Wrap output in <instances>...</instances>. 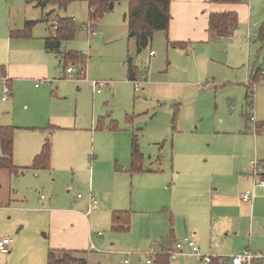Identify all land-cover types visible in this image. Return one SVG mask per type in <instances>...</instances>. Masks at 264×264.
<instances>
[{
  "label": "rangeland",
  "instance_id": "374dc122",
  "mask_svg": "<svg viewBox=\"0 0 264 264\" xmlns=\"http://www.w3.org/2000/svg\"><path fill=\"white\" fill-rule=\"evenodd\" d=\"M234 6L239 15L235 36L212 41L203 53L194 51L195 47L168 45L164 31L156 32L150 44L140 49L129 38L124 20L127 1L117 3L99 20L94 29L102 34H93L85 28L90 21L89 0H71L66 8L47 10L49 16L43 17L42 9L28 0H0V54L6 51L4 38L10 37L11 30L29 28L28 35L11 37L15 41L45 43L44 37L55 34L52 21L67 17L75 19L78 34L64 43L62 50L83 53L88 58L86 65L68 62L65 66L61 53H51L48 73L17 82L13 100L2 99L4 82L0 79V127L15 128L13 161L23 169L19 173L0 170V238L13 239L11 253L5 263L0 258V264H47L49 250L66 242L86 250L80 255L88 264H147V253H152L155 260L175 238L190 236L189 223L198 226L208 248L222 252L201 249L204 254L234 256L248 247L254 254L264 251V237L259 231L264 227L262 219L255 222L256 233L247 235V240L220 236L217 230L224 228L218 219L213 224V208L204 203L202 195H195L202 192L198 188L204 174L215 168L217 152L223 150L226 156V152L241 147L252 153L253 160L254 136L258 135L264 149V129L255 133V125L249 121L253 113L257 120L264 121V83L253 90L247 77L249 67L264 70V44L258 39L264 22V0H241ZM28 21L32 25L27 26ZM150 50L156 52L154 57L149 55ZM129 60L137 67L138 87L128 78ZM68 66L77 71L73 79L65 73ZM80 69H84L82 76L78 75ZM44 77L49 81L37 87V81ZM93 80L110 82L111 89L95 94ZM63 115L77 116V126L85 131L102 127L96 151H91L92 135L81 134L85 150L73 161L54 157L49 168H32L33 160L25 153L27 132L22 128L47 125ZM135 138L145 156V172L151 168L152 173L130 170L129 174L114 176L111 171L117 157L122 161L129 153L132 159ZM95 153L98 157L90 161ZM248 154L242 157V164L251 166ZM94 162L93 185L86 166ZM175 170H179L178 176ZM90 187L98 205L84 220H73V229L63 233L50 221L46 210L73 207L84 213ZM78 194L82 197L77 198ZM194 201L200 202L198 208L190 207ZM109 202L127 206L121 209L130 212L129 232L112 228L111 216L101 211V207L108 209ZM244 222L246 228L248 221ZM85 232L91 235L89 243L78 237ZM185 251L189 249L185 247ZM173 264L206 263L186 255Z\"/></svg>",
  "mask_w": 264,
  "mask_h": 264
},
{
  "label": "crops",
  "instance_id": "0c3cea01",
  "mask_svg": "<svg viewBox=\"0 0 264 264\" xmlns=\"http://www.w3.org/2000/svg\"><path fill=\"white\" fill-rule=\"evenodd\" d=\"M28 2L34 3L36 7L42 9V17L43 15L48 14V12H46L47 10H50L51 12L54 11V9L56 8L54 5L40 7L37 6L35 2H32L30 0H28ZM235 4L236 3H214L211 2L210 0H172L171 2L172 19L170 21L169 32H168L169 40L173 43H177V42L185 43L187 48L195 47L194 51H202L204 53L206 47L212 41L228 38V37H218L210 30V24H209L210 15L212 13H217V12H237L236 7L234 6ZM237 10L240 11L239 8ZM89 14H90V9H89ZM124 20L127 23L125 17ZM238 26L239 23L235 26L236 28L232 32L234 36L236 30L238 29ZM94 27L96 28L97 26ZM98 34H102V32L99 31ZM48 37L49 36L44 37L43 40L46 41V38ZM4 40L7 47H6V51L4 53L2 51L0 54V66L4 67L5 76L10 81L12 87V95L10 99L12 98V100L15 99L16 96L15 94L17 90V82L23 80H33L35 74L40 72H42L43 74L48 73L49 66L51 63L50 60L51 53H57V54L61 53L60 54L61 59L64 58L65 53L69 51L62 50L63 44L68 41H71L68 40L62 42L60 47L56 49H47L46 44L44 42L34 44L33 42H27V41H15L11 38V36L8 37V35L5 36ZM151 51L152 50H150V52ZM150 52L149 55L151 57H154L156 55L155 53V55L152 56ZM130 62L131 65L137 69V67L133 64L132 60H130ZM259 69H261L262 72L264 71L263 68L251 69L249 67L247 77L251 80L253 76L256 74L257 70ZM75 72H77L76 69ZM75 72L74 75H76ZM78 73L79 76H82L84 73V69H80ZM127 73H128V67H127ZM259 120H257L256 124L253 123L255 125V133L258 132L260 133L264 129V121L260 120L261 122H259ZM77 121H78L77 116L65 117V115H63L61 117H58L57 120H51L47 125H45L44 123H40V124H36V127H33L31 125L25 126L24 128H22V130H26L27 132L26 133L27 147L25 149L26 155L31 160H34L35 157L40 154L46 140L50 139L51 147H52L51 158L53 159L54 157L55 158L60 157L61 159L70 163V161H73L77 156L83 154L85 150V143L81 139V134H87L88 136L92 135L91 139L93 140V142L91 144V151L95 152L96 151L95 145L97 143V138L99 134L98 130L99 128L102 127L97 128L95 131H85L84 129L77 126L78 125ZM249 121H251L250 117H249ZM48 127L51 129H49ZM259 137H260L259 135L254 136L255 145H256L254 149V156L256 159L264 163V149H262L260 146ZM128 148L130 151V146H128ZM222 151L223 150L217 152L216 156L218 157H216V159H214L213 161L215 168L210 170L207 173V175L204 174L205 179L202 180L203 183L200 184L201 186L200 188H198V191H202V192L200 193L195 192V195H202L204 197L205 199L204 203L206 205L209 204L211 208H213V218H214L213 224H216L218 219V222H220V227H223L224 231H226V232L221 231V229L218 228L217 234H219L220 236H222L223 234H227L232 239L240 238L247 240L246 238L247 235L249 236L256 233L257 229L254 225L255 222L258 219L259 222L261 219L264 221V188L257 189V196L253 202H243L240 199V194L246 190H250L253 188L254 178H255L251 166H248V162L247 165L242 164V157L246 156V154L248 153H246L245 149L241 147L236 148L231 152H226V156ZM16 155H18L17 150H16ZM249 155L250 153L248 154V161L252 159V153L250 156ZM128 156L129 153H127L126 156L122 158L123 159L122 161L120 160L119 157H117L115 167L111 171V174L115 176L116 174L123 172L128 174L130 173V170L132 169V161H131L132 159H130V157ZM97 157L98 156L96 153L95 155L94 154L91 155L90 161L96 159ZM144 163H145V156H144ZM190 165H192V163ZM96 167H97V162H94L93 165L91 166L88 165L86 166V169H88L89 171V175H92L90 179L93 180V185H94ZM152 171L153 170L149 168L147 169L146 172L152 173ZM142 172L146 173L145 170ZM179 173H180L179 170H175L174 174H177L178 176ZM173 180H174V175H173ZM175 182L177 183L178 179ZM169 187L171 188L170 184ZM92 193L95 194L92 188L90 187L88 202L86 205V211L84 213H82L81 210L77 208L75 209L73 207L50 208L46 210L47 214H49L50 221L54 222V224L58 228H62L63 233H69L74 227L73 220H75L76 218L77 219L80 218L84 220L83 217H88V215L86 216L88 209L91 208L93 210L98 205L99 202L98 199L97 202L94 203L93 205L90 203V195ZM81 197L77 196V198H81ZM41 199H44L43 195L41 196ZM199 204L200 202H197L196 204V202L194 201V204L191 205L190 207L193 206L194 208H198ZM107 207L108 209L106 210H103V207H101L102 209L101 211L108 213L109 216H111V221L114 212L128 211L127 209H121L127 206H123V205L117 206L116 204H113V202H109ZM92 210H90V213ZM216 210L218 211V214ZM181 214L182 213H180V215ZM245 220L248 221L246 228L244 222ZM131 227L132 225L130 224V230ZM189 227L190 228L189 230H187V232H190V236L198 243L200 249L208 250L209 252H212L214 254L222 253L219 252V250L215 249L214 247H209V248L207 247V245L203 242V238L199 232V228L197 225L189 223ZM112 228H113V223H112ZM259 231L263 233V235H261V237L263 238L264 227L261 228L259 227ZM176 233L180 235L182 232L177 231L176 228ZM212 234L213 233L211 232V235ZM98 235L100 234L98 233ZM78 237H82L84 241L88 243L89 241H91V235L86 234V232L83 233V235L79 234ZM183 238L181 239L175 238L173 244L167 247L166 250L172 249L176 244V242L182 240ZM255 240H256L255 237L252 238V241H250V245L252 244L253 246L255 244ZM88 243L86 245L87 247H88ZM53 247H55L54 249H60V250L66 249V250L86 251L79 248L80 246L76 245L75 243H68V242H66L65 244H57L54 245ZM185 247L189 249V252L185 251ZM183 250L187 253V255H193L192 250L188 245L185 244L183 246ZM245 251L252 252L251 247H248L247 250ZM10 253H11V247H10V252L8 254ZM8 254L0 255L2 262L4 263L6 262L8 258ZM255 254H259V253H255ZM260 254H264V251L260 250ZM171 263L173 264V261Z\"/></svg>",
  "mask_w": 264,
  "mask_h": 264
},
{
  "label": "trees",
  "instance_id": "16d2710c",
  "mask_svg": "<svg viewBox=\"0 0 264 264\" xmlns=\"http://www.w3.org/2000/svg\"><path fill=\"white\" fill-rule=\"evenodd\" d=\"M35 2L37 6L46 7L54 5L56 8H66L71 0H30ZM127 1L128 13L125 18L128 23L129 38L136 41L140 49L147 47L153 39V36L158 31H164L167 35L168 45L186 49L185 43H173L169 40L168 32L171 14L172 0H89L90 22L96 26L99 20L107 13L113 10L115 4ZM214 3H239L241 0H210ZM55 8V9H56ZM49 16V14H47ZM58 27L55 34H51L46 38L45 44L47 49H56L61 43L68 40H73L78 34V27L73 18L62 17L57 20ZM32 21L27 22V26L32 25ZM239 23V15L236 12H217L210 15V30L218 37H229L235 30V26ZM26 26V27H27ZM52 26V25H51ZM29 29V28H28ZM26 30H12L11 37L26 36ZM258 39L261 44H264V22L261 24L258 31ZM65 64L68 62L82 63L86 65L87 56L79 52H67L64 55ZM128 78L132 81L139 79L138 71L131 65L130 60L127 62ZM82 74V73H81ZM5 75L4 67L0 66V76ZM263 76L262 70H257L256 74L251 79L252 82H259ZM49 128V127H48ZM14 127H0V144L2 155L0 156V170H8L11 173H19L22 168L15 165L14 158ZM51 129V128H49ZM51 141L47 139L40 154L33 160L32 168L47 169L51 163ZM144 155L141 152L137 138L134 139L132 148V169L131 172L144 171ZM113 229L120 232H128L130 230L131 216L128 211H116L112 215ZM84 251L66 250V249H51L48 253L47 264H88L87 258L81 256ZM153 264H172L169 256L159 254ZM207 264H220L214 260ZM254 264H264L263 261H255Z\"/></svg>",
  "mask_w": 264,
  "mask_h": 264
},
{
  "label": "built area",
  "instance_id": "2783aa9c",
  "mask_svg": "<svg viewBox=\"0 0 264 264\" xmlns=\"http://www.w3.org/2000/svg\"><path fill=\"white\" fill-rule=\"evenodd\" d=\"M52 27L56 30L58 27V22L54 21L52 22ZM85 28L91 29L90 31L93 34H98L99 31L95 30L93 24L91 22L87 23L85 25ZM231 37H234V34L231 35ZM155 51L152 50L150 54L152 56L155 55ZM75 68L74 66H68L66 68V74L69 79H73L75 77L74 75ZM263 76L261 77V80L259 82H252L250 79V82L248 86H250L253 90H256L257 86L259 83H264V71L262 72ZM0 79L4 82V95L2 96V99L4 101H7L10 99L12 95V87L10 84L9 79L3 75L0 76ZM49 81V79H40L37 81L36 86L40 87L41 85L46 84ZM136 86L138 87V81H135ZM93 93H103L107 92L111 89V83L107 81H98V80H93L91 81ZM251 107H254L253 101ZM250 120L256 124L257 123V118L256 114L253 113L250 116ZM251 168L252 172L254 174V184L253 188L250 190H246L240 194V199L243 202H253L254 199L257 196V189L258 188H264V163L258 159H253L251 161ZM82 195H78V197H81ZM97 202V197L95 194L90 195V203L93 205L94 203ZM91 208L88 209L86 216L89 215ZM101 234V232H99ZM13 239L11 237H3L0 238V255H6L10 252V245L12 243ZM188 245L191 250L192 254L196 255L199 257L201 260L204 261V263H211L214 260L219 261L220 264H254L255 261H263L264 262V255L263 254H254L251 251H245L242 254L239 255H234V256H216V255H211V254H204L198 243L191 237V236H186L182 240L177 241L176 244L172 249H167L163 251V254H166L169 256L170 261H174L180 256H186L187 253L183 250L184 245ZM146 263L147 264H153L154 260L152 258V253H147L146 254ZM129 260H126L128 262ZM73 264H80L78 262H75Z\"/></svg>",
  "mask_w": 264,
  "mask_h": 264
}]
</instances>
